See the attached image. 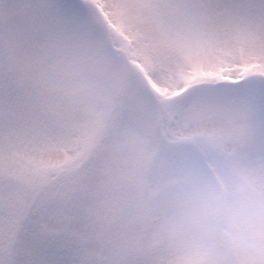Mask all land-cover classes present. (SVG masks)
I'll list each match as a JSON object with an SVG mask.
<instances>
[{
    "label": "rangeland",
    "instance_id": "1",
    "mask_svg": "<svg viewBox=\"0 0 264 264\" xmlns=\"http://www.w3.org/2000/svg\"><path fill=\"white\" fill-rule=\"evenodd\" d=\"M0 0V112L28 94L117 264H264V40L199 0ZM22 6V7H21ZM16 10L45 39L5 28ZM103 258V257H101Z\"/></svg>",
    "mask_w": 264,
    "mask_h": 264
},
{
    "label": "snow or ice",
    "instance_id": "2",
    "mask_svg": "<svg viewBox=\"0 0 264 264\" xmlns=\"http://www.w3.org/2000/svg\"><path fill=\"white\" fill-rule=\"evenodd\" d=\"M61 7L80 11L77 0ZM196 8L221 37L247 25L264 40V0H199ZM5 28L25 41L24 57L46 38L16 10L5 14ZM74 159L28 94L0 112V264H117L104 255L108 242L87 197L69 180Z\"/></svg>",
    "mask_w": 264,
    "mask_h": 264
}]
</instances>
